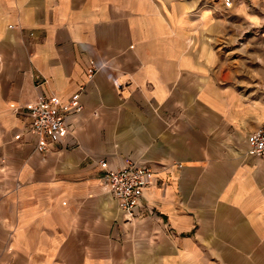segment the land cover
<instances>
[{
    "label": "crops",
    "instance_id": "obj_1",
    "mask_svg": "<svg viewBox=\"0 0 264 264\" xmlns=\"http://www.w3.org/2000/svg\"><path fill=\"white\" fill-rule=\"evenodd\" d=\"M263 122L264 0H0V264H264ZM98 159L151 167L133 215Z\"/></svg>",
    "mask_w": 264,
    "mask_h": 264
},
{
    "label": "built area",
    "instance_id": "obj_2",
    "mask_svg": "<svg viewBox=\"0 0 264 264\" xmlns=\"http://www.w3.org/2000/svg\"><path fill=\"white\" fill-rule=\"evenodd\" d=\"M75 108L76 104H73L62 110L55 100L45 96L26 108L28 121L25 129L35 137L40 151H47L49 145L62 141L68 131L66 114ZM247 142L248 153L264 159V122L248 134ZM97 163L102 170L101 186L112 194L121 211L133 215L143 189L152 183L151 167L132 159H126L117 168L108 167L103 159H98Z\"/></svg>",
    "mask_w": 264,
    "mask_h": 264
},
{
    "label": "rangeland",
    "instance_id": "obj_3",
    "mask_svg": "<svg viewBox=\"0 0 264 264\" xmlns=\"http://www.w3.org/2000/svg\"><path fill=\"white\" fill-rule=\"evenodd\" d=\"M137 253H139V252L137 251Z\"/></svg>",
    "mask_w": 264,
    "mask_h": 264
}]
</instances>
